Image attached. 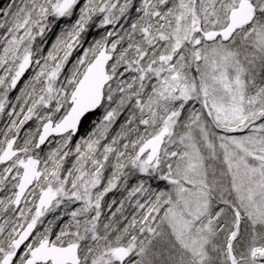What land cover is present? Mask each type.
Returning a JSON list of instances; mask_svg holds the SVG:
<instances>
[{"label": "snow or ice", "instance_id": "6c2138e0", "mask_svg": "<svg viewBox=\"0 0 264 264\" xmlns=\"http://www.w3.org/2000/svg\"><path fill=\"white\" fill-rule=\"evenodd\" d=\"M77 9L51 51L34 49ZM3 15L0 114L10 107L15 119L0 139V213L19 215L0 224V264H264V0H13ZM97 17L113 30L61 81ZM102 107L95 130L72 145L82 118ZM34 117L38 127L19 143ZM54 135L60 142L42 158ZM137 173L145 179L128 197L143 194L139 218L125 217L122 228L112 219L102 234L105 196ZM153 179L167 190L146 187ZM77 202L58 234L51 221L37 231L47 213Z\"/></svg>", "mask_w": 264, "mask_h": 264}, {"label": "rangeland", "instance_id": "374dc122", "mask_svg": "<svg viewBox=\"0 0 264 264\" xmlns=\"http://www.w3.org/2000/svg\"><path fill=\"white\" fill-rule=\"evenodd\" d=\"M83 2H86V0H83ZM134 2L136 4V6L139 7V4L142 2V0H134ZM10 3H13V0H7L0 6V21H3L5 19L4 15H3V9H6ZM14 3L19 5L21 3V0H14ZM131 11H132L131 14L137 13L135 8H133ZM78 13H79V9L76 10V15H74L73 17L58 18L57 22L50 26V28L46 31V33H45V35L43 37H37V39H36V41L34 43V49H35V47L37 45H39L40 51L44 55H46L48 51H51L52 50V45L56 42L57 38L60 37L61 34L66 29L70 28L72 22L77 18ZM98 20H99L98 17L94 18V21H93V23L91 25L92 28H90L91 32H95V30H98L99 28H102V27L108 28L107 31L113 30L114 26H111V25H109V26H100ZM131 21H133V19H131V15L127 16L124 19H122L121 24L123 25V30H127L128 25H129V23ZM115 30L120 31L121 29H120L119 26H115ZM5 34H6L5 31L3 29H0V35H5ZM87 38H88V31L83 36V39L81 40V44L79 46H77V49L73 52V55L69 58V62L65 66L64 72L61 75V81H63L65 75H67L71 71L73 64L76 62L78 54L81 55L83 50H85V49H87L89 47L88 44L86 46ZM97 39H100V38H97ZM0 54H2V45H0ZM36 71H38V67L35 64H33L30 67V69L28 70V72L26 73V75L23 77L21 82L17 85V88L11 90L12 93L11 94L9 93V97H8L9 101L11 102V104H13V105L17 104V101H16L15 98L21 95V92L24 90L25 85L28 83L29 80H31V78L33 77V75L35 74ZM2 74H3V70L0 69V75H2ZM114 106L115 105H113V107ZM132 107L133 106L130 105V106L126 107L125 109H123L121 114H120V117H121V115H125V114H129L130 115V111H131ZM195 107L199 108L200 105L196 104ZM103 108L104 107H102V109ZM105 110L106 109L103 110L102 115L101 114L99 115L100 118L103 117V115L105 113ZM10 111H11V108L9 107V108H6V110H5V112L3 114H0V121H1L0 122V139L3 138L2 137V133L6 130V127L10 123V120L11 119H15V116H9L8 115V112H10ZM100 111H101V109H100ZM99 113L100 112H98L97 114H99ZM129 115L126 116L125 119H127L129 117ZM97 117L98 116H96V115H92V116L87 118L88 120L86 121L84 126L81 127V130H79L78 134L72 136V141H71L72 145L79 144V143H81L82 139H87L89 137V135L95 130L96 125L99 124V122L97 120ZM21 118H22V116H21ZM101 120L102 119H100V121ZM30 121H33L37 125H39V123H40L35 117L32 120H30ZM30 121H28V122H30ZM28 122L20 130L19 143H22L23 139L30 132H34L35 129L38 127L37 125H34L33 127H29L30 123H28ZM118 132H120V131L118 130ZM118 132H116V134ZM116 134H114V136ZM60 140H61V137L51 138L49 140V142L47 143V145H45L44 147L41 148V150H39L38 154L42 158H46V155L50 152V150H52L55 147H57V145L60 142ZM107 142H108L107 140H102L101 141L102 144L103 143H107ZM73 152H74V148H73ZM74 160H75V157L73 156L65 166L66 167H70L71 164L74 163ZM140 175L141 174H139V173L137 174V176H140ZM142 178H143V176H141L140 179L138 177L137 182L139 183L140 180H142ZM149 183H151V181L146 182V184H149ZM146 184H145V186H148ZM127 187H128V179H127V183H124L123 179H122L121 183L117 186V188L113 189L108 194H109L110 197L114 198V197H116L119 194L120 191L125 190V192L127 193V195L125 196V202H126V201H128L130 199L128 197V193L132 190V188L128 187V189H127ZM6 194H7L6 192H0V198H3ZM106 196H105V198H106ZM136 196L139 197L141 201H143V198H144L143 194L139 195V193H138V194H136ZM134 204H135V202H134ZM134 204L133 203L130 204V207H133V206L135 207ZM22 206L23 205H21V207ZM79 206H80L79 202H77L75 204H72L70 206L62 205L61 207H59L57 209H54L52 212L47 213L46 216L43 218V223L37 225V231H43V229L48 226V222H49V220H51V217H55L56 216L57 219H60V218H64V217L70 216V212L72 210H74L75 208L79 207ZM18 215H19L18 211L17 212H13L12 210H9V212L6 213V214L5 213H0V224H3L6 219H9V218L15 219V217L18 216ZM136 215H137V218H139V210L137 211ZM70 218H71V216H70ZM102 221H107L106 218L104 217L103 213H102V216H101L100 228H101V225L103 227ZM116 227H117V225H116ZM53 231L55 233H57V234L59 232L58 228L57 229L56 228L53 229ZM88 243H91V241H88ZM131 259L135 260V259H138V257L133 256V257H131Z\"/></svg>", "mask_w": 264, "mask_h": 264}, {"label": "trees", "instance_id": "16d2710c", "mask_svg": "<svg viewBox=\"0 0 264 264\" xmlns=\"http://www.w3.org/2000/svg\"><path fill=\"white\" fill-rule=\"evenodd\" d=\"M131 13H132V11H131ZM90 28H92V26H90L89 29H88V38L86 40V46H87V44L90 46L94 42V40H96L97 38H101L106 33V31L108 30V28L102 27V28H99L98 30H95V32H91ZM79 55L80 54H78V56ZM9 93L11 94L12 92L10 91ZM100 109H101V111H100ZM100 109L97 110V112H95L94 114H92V115L98 116L97 120H98L99 123H100V119H102V117L100 118L99 115L100 114L102 115V112H103V110L105 108H103V109L100 108ZM98 112H100V113L97 114ZM92 115H90V116H92ZM128 115L129 114L121 115V117H120V115L118 116L116 122L109 129V133H108L109 139L112 136H114V134H116V132H118V130L120 131L122 126H126V119L125 118ZM87 120H88L87 118L84 120V122L82 123L81 127L84 126V124L86 123ZM28 123H30L29 127H33L34 125H37L33 121H30ZM141 130H142V128H141ZM111 171H112L111 168H109L105 172L104 175H105L106 178L111 175ZM137 174L130 175L127 178L128 179V187L129 188H133V187H135L138 184V182H137L138 177L140 179L141 176H143L142 180L145 179V176L143 174H141L140 176H137ZM146 185H148V184H146ZM150 185H151V188L153 190H157V191H159V190H167L166 186L168 185V182L167 181H163V180H159V179H153V180H151ZM128 187H127V189H128ZM126 195H127V193L125 192V190H122L114 198L110 197L109 194L106 196V198L103 201V205H102V213L104 214V217L106 218L107 221H102V224H106L110 220H112L113 217H112L111 214H112V212H115L117 207L120 206V202L121 201L124 202V208L122 209L123 215H121L120 213H117L116 217L113 218V219H115L117 221L116 225H117L118 228H122L124 225H126L127 220L124 219L125 217H127V219L130 220L132 215L137 213L138 210L134 206L130 207V204H132V203L134 204V202L137 199H140V198L137 197V196L136 197L134 196V197H131L128 201L125 202V196ZM113 201H116V203L113 204L112 203ZM70 220H71L70 216H67V217H64V218H60V219H57V217L55 216V217H51V220H49V221L52 222L53 229H55V228L57 229L58 228V230H59L60 228L64 227V225L67 224ZM100 231L103 234L102 225H101Z\"/></svg>", "mask_w": 264, "mask_h": 264}, {"label": "water", "instance_id": "95a60500", "mask_svg": "<svg viewBox=\"0 0 264 264\" xmlns=\"http://www.w3.org/2000/svg\"><path fill=\"white\" fill-rule=\"evenodd\" d=\"M5 1H7V0H0V6H1V4H3ZM29 69H30V68H29ZM29 69H28V70H29ZM28 70L25 72L24 76L26 75V73L28 72ZM24 76H23V77H24ZM23 77H21V80L23 79ZM21 80H20V82H21ZM20 82H18V84H19ZM98 110H99V109H98ZM95 112H97V110H94V112L89 113V114H87L84 118H82L81 126H82V123L84 122V120H85L86 118H88L90 115L94 114ZM78 132H79V131L73 133V135H77ZM53 137H59V136H55V135H54V136H52V137H49L48 140L46 141L45 145H47V143L49 142V140H50L51 138H53ZM45 145L41 146V148L44 147ZM22 247H23V246H22Z\"/></svg>", "mask_w": 264, "mask_h": 264}, {"label": "bare ground", "instance_id": "6f19581e", "mask_svg": "<svg viewBox=\"0 0 264 264\" xmlns=\"http://www.w3.org/2000/svg\"><path fill=\"white\" fill-rule=\"evenodd\" d=\"M138 13H135V14H131V19H133V21L136 19Z\"/></svg>", "mask_w": 264, "mask_h": 264}]
</instances>
